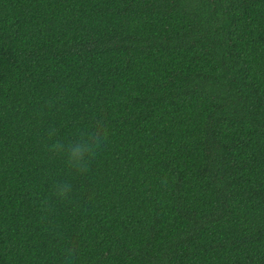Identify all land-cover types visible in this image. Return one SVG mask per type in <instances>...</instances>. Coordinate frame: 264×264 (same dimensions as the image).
Listing matches in <instances>:
<instances>
[{"label": "trees", "instance_id": "1", "mask_svg": "<svg viewBox=\"0 0 264 264\" xmlns=\"http://www.w3.org/2000/svg\"><path fill=\"white\" fill-rule=\"evenodd\" d=\"M97 120L70 174L47 130ZM66 244L73 264H264V0H0V264Z\"/></svg>", "mask_w": 264, "mask_h": 264}, {"label": "clouds", "instance_id": "2", "mask_svg": "<svg viewBox=\"0 0 264 264\" xmlns=\"http://www.w3.org/2000/svg\"><path fill=\"white\" fill-rule=\"evenodd\" d=\"M47 140L45 148L51 156H62L68 172L83 174L87 172L89 162L95 158L101 150L107 136V127L101 120L95 121L92 125L77 127L74 138L69 141L58 138V130L51 127L47 130ZM52 195L57 201H64L70 198L72 184L68 180L58 181L52 185ZM42 215H47L51 211V205L47 199L40 202ZM78 249L71 244H66L63 248L65 264H73Z\"/></svg>", "mask_w": 264, "mask_h": 264}]
</instances>
